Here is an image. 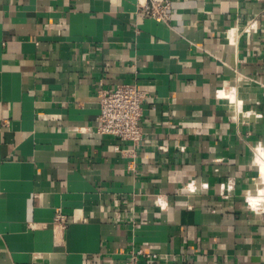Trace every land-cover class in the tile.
I'll return each mask as SVG.
<instances>
[{
	"label": "crops",
	"instance_id": "crops-1",
	"mask_svg": "<svg viewBox=\"0 0 264 264\" xmlns=\"http://www.w3.org/2000/svg\"><path fill=\"white\" fill-rule=\"evenodd\" d=\"M170 13L0 0V264H264V0ZM121 82L149 96L138 143L96 131Z\"/></svg>",
	"mask_w": 264,
	"mask_h": 264
},
{
	"label": "built area",
	"instance_id": "built-area-1",
	"mask_svg": "<svg viewBox=\"0 0 264 264\" xmlns=\"http://www.w3.org/2000/svg\"><path fill=\"white\" fill-rule=\"evenodd\" d=\"M172 1L138 0V5L150 17L168 22L171 16ZM254 24L255 20H250L246 30L254 29ZM98 97L100 106L96 131L100 134L116 136L121 140L140 142L144 135L142 116L143 105L149 97L147 92L136 83L121 82L112 88H100ZM66 217L61 210H57L55 221L65 226ZM142 257L157 258V255L139 248L130 252L125 264H140Z\"/></svg>",
	"mask_w": 264,
	"mask_h": 264
},
{
	"label": "bare ground",
	"instance_id": "bare-ground-1",
	"mask_svg": "<svg viewBox=\"0 0 264 264\" xmlns=\"http://www.w3.org/2000/svg\"><path fill=\"white\" fill-rule=\"evenodd\" d=\"M258 152H259V155H258L257 161H258V165L260 168V176L258 178V182L264 183V146L263 145L259 147ZM251 199L255 201L264 200L262 196H259L257 198L252 197Z\"/></svg>",
	"mask_w": 264,
	"mask_h": 264
},
{
	"label": "clouds",
	"instance_id": "clouds-1",
	"mask_svg": "<svg viewBox=\"0 0 264 264\" xmlns=\"http://www.w3.org/2000/svg\"><path fill=\"white\" fill-rule=\"evenodd\" d=\"M248 203L251 205V207H252L253 209L256 208L257 201L252 200L251 198H249Z\"/></svg>",
	"mask_w": 264,
	"mask_h": 264
}]
</instances>
